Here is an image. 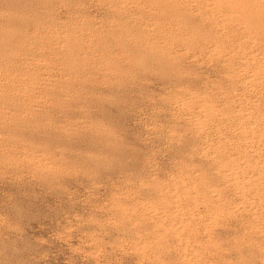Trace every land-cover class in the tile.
Listing matches in <instances>:
<instances>
[{
    "label": "rangeland",
    "instance_id": "obj_1",
    "mask_svg": "<svg viewBox=\"0 0 264 264\" xmlns=\"http://www.w3.org/2000/svg\"><path fill=\"white\" fill-rule=\"evenodd\" d=\"M263 148L264 0H0V264H264Z\"/></svg>",
    "mask_w": 264,
    "mask_h": 264
},
{
    "label": "bare ground",
    "instance_id": "obj_2",
    "mask_svg": "<svg viewBox=\"0 0 264 264\" xmlns=\"http://www.w3.org/2000/svg\"><path fill=\"white\" fill-rule=\"evenodd\" d=\"M239 125V124H238ZM247 127V126H246ZM243 128V127H242ZM248 129V128H247ZM247 139V138H246ZM264 149V148H263ZM251 151V150H250ZM254 151V150H253ZM261 160V159H260Z\"/></svg>",
    "mask_w": 264,
    "mask_h": 264
}]
</instances>
